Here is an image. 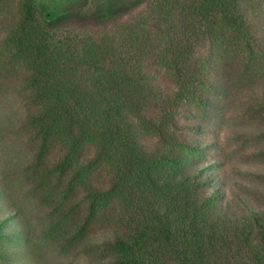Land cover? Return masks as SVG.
Returning <instances> with one entry per match:
<instances>
[{"label": "trees", "instance_id": "1", "mask_svg": "<svg viewBox=\"0 0 264 264\" xmlns=\"http://www.w3.org/2000/svg\"><path fill=\"white\" fill-rule=\"evenodd\" d=\"M142 1L11 11L0 90L26 102L32 157L18 170L46 207L42 241L102 264H264V192L233 205L188 161L196 112L219 87L215 51L246 76L264 62L262 38L241 0H149L118 20ZM71 17L113 23L62 28Z\"/></svg>", "mask_w": 264, "mask_h": 264}, {"label": "rangeland", "instance_id": "2", "mask_svg": "<svg viewBox=\"0 0 264 264\" xmlns=\"http://www.w3.org/2000/svg\"><path fill=\"white\" fill-rule=\"evenodd\" d=\"M18 1L0 0V42ZM35 1L44 9H65L76 1L73 9L81 6L80 14L90 16L99 0ZM148 1L143 0L118 20L127 21L142 13ZM241 7L255 36L262 38L260 45L264 49V0H241ZM76 17H71L62 28L97 30L113 23L105 20L96 25L93 20L86 23ZM233 54L223 48L215 51L221 73L219 87L210 95L209 105L196 112L193 123L198 127L195 136L200 153L189 155L188 161L191 167L214 173V185L222 187L227 201L239 206L240 197L247 196L257 203L262 200L257 194L264 192V107L259 104L264 93V62L260 59L253 71L243 76L236 63L225 60ZM21 85L20 82L18 86ZM24 104L23 94H0V223L10 219L0 225V264H102L90 252L58 247L56 250L42 241L46 207L18 170L32 157L26 137L20 133Z\"/></svg>", "mask_w": 264, "mask_h": 264}]
</instances>
